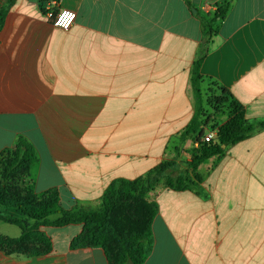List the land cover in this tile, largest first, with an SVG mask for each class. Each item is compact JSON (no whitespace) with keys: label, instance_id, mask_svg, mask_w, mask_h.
I'll return each mask as SVG.
<instances>
[{"label":"crops","instance_id":"obj_1","mask_svg":"<svg viewBox=\"0 0 264 264\" xmlns=\"http://www.w3.org/2000/svg\"><path fill=\"white\" fill-rule=\"evenodd\" d=\"M49 1L15 0L0 28V161L20 136L35 147L27 179L38 200L57 190L65 210H98L114 180L190 161L195 136L228 120L205 106L208 121L184 136L205 44L198 16L212 20L226 0H62L51 10L76 13L68 29L53 25ZM212 26L203 94L217 83L249 122L264 121V0H232ZM198 174L196 189L147 195L157 212L143 264H264V128ZM84 229L43 226L51 243L38 256L0 249V264H116V244L72 245Z\"/></svg>","mask_w":264,"mask_h":264},{"label":"trees","instance_id":"obj_2","mask_svg":"<svg viewBox=\"0 0 264 264\" xmlns=\"http://www.w3.org/2000/svg\"><path fill=\"white\" fill-rule=\"evenodd\" d=\"M15 0H8L6 6L0 11V28L3 24L7 10L14 4ZM232 0H226L220 7L215 10V16L212 20L198 16L201 22V28L205 37V44L201 48L200 56L194 64L192 85L196 100V112L194 119L188 125L184 136L196 134L198 130L208 121L204 112L206 105L210 106L215 114H228V120L217 127L215 138L210 142H200V139L206 134L201 130L195 141L199 145L191 151V159L186 162L188 175L174 177L173 174L179 167L174 162H164L142 177L134 180L117 179L114 180L106 189L102 206L98 210L80 208L76 211H69L61 208L58 191L54 190L48 196H43L41 200L28 186V201L19 199L8 200L4 195L5 181H13L15 176L25 173L30 165L38 160L35 147L24 137L20 136L17 140L12 157L6 160V165L2 171V185L0 187V206L11 210L15 214H4L0 212V223L17 226L21 234L17 238L3 237L0 235V246L10 247L9 245L30 244L34 243L40 247H46L51 243L50 238L41 230L43 226L64 227L71 224H83L85 229L83 233L76 238L72 245L81 246H101L106 251L116 244L118 247V258L116 264H143L144 258L147 257L154 247V236L151 230L152 221L156 215V208L153 203L146 198L147 195L159 184L162 177H166L165 185L176 191L193 190L201 183V176L198 169L206 160L220 156L225 152L226 147L242 141L252 135L256 130L264 128V121L259 123L249 122L244 112L233 102L230 93L219 86L217 83L212 84V95H204L201 90V83L204 76L201 72L202 61L207 51V43L213 34L212 23L224 19L231 5ZM207 96L205 99L204 97ZM9 182V181H8ZM35 200L37 204L30 201ZM144 205L146 207V220L140 229L127 230L128 221L136 218L133 213V206ZM123 208L127 216L117 217L116 223L120 229L118 234H113L111 221L117 208ZM57 214L55 220L49 217ZM131 218V219H128ZM133 222H136L134 220ZM121 223V224H120ZM10 253H21L18 251L7 250ZM41 249L37 250L40 254Z\"/></svg>","mask_w":264,"mask_h":264},{"label":"rangeland","instance_id":"obj_3","mask_svg":"<svg viewBox=\"0 0 264 264\" xmlns=\"http://www.w3.org/2000/svg\"><path fill=\"white\" fill-rule=\"evenodd\" d=\"M212 89L213 88L211 87L210 93H208L207 95L213 94V93H211ZM206 106H208V105H206ZM208 107L210 108V106H208ZM212 113L215 114L214 111H212L211 114ZM211 128H213V127L209 128V126H208L206 129L203 130L204 131L203 133H206ZM5 165H6V160H4V159L1 160L0 161V187L2 185V182H1L2 171H3V168L5 167ZM187 170H188V167H187L186 162H182V164L174 172L173 176L176 178V177L180 176V173H182V175H188L186 172ZM15 178L16 179H14L13 181L8 180L9 182L8 181L3 182V183H5V185L1 188H4L3 192H4L5 197L8 200L19 199V200H23L25 202L28 201L27 190H28V186H29L28 183L29 182H28V179H27L25 173L18 174L17 176H15ZM165 181H166V177H162L159 184H157V186L165 185ZM30 200H31L30 202L32 204H37V202L35 200H32V198H30ZM132 210H133V213L136 214V218L131 219L128 217V219H131V220H129L127 222L129 225L128 228H126L127 230L140 229L146 220V212L147 211H146V207L144 205H140V204L135 205V206H133ZM122 215L127 216L128 214L125 210H123V208L118 207L116 212L114 213L113 220L111 221V225L113 227V230H112L113 234H118L120 231L126 230L124 228L120 229L116 223L117 217H121ZM57 217H58L57 214H53L49 218L51 220H55ZM134 220H136V222H133ZM0 234L2 236L17 237L20 234V229L17 226H13V225H9V224L1 222L0 223ZM9 246L10 247H7V248L0 246V249H2L5 252H7V250H11L14 252L19 250L21 253H26V255H29L30 257L39 255V253L32 254L33 252H37V250H39L37 248V244H34L33 242L30 244H25V243L24 244H16V245L11 244Z\"/></svg>","mask_w":264,"mask_h":264},{"label":"built area","instance_id":"obj_4","mask_svg":"<svg viewBox=\"0 0 264 264\" xmlns=\"http://www.w3.org/2000/svg\"><path fill=\"white\" fill-rule=\"evenodd\" d=\"M62 0H51L47 3L48 15L51 16L53 25L68 29L76 19V13L71 10L61 9L59 12H53L51 9L59 6ZM216 130L210 129L201 139L200 142H210L215 138ZM196 147L199 142H195Z\"/></svg>","mask_w":264,"mask_h":264},{"label":"water","instance_id":"obj_5","mask_svg":"<svg viewBox=\"0 0 264 264\" xmlns=\"http://www.w3.org/2000/svg\"><path fill=\"white\" fill-rule=\"evenodd\" d=\"M194 12H196V10H194ZM223 148H225L226 146L225 145H222Z\"/></svg>","mask_w":264,"mask_h":264}]
</instances>
